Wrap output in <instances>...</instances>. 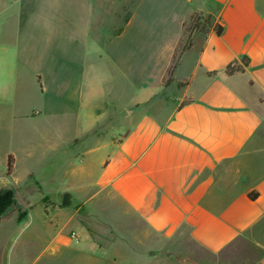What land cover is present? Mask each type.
Segmentation results:
<instances>
[{"label": "crops", "instance_id": "0c3cea01", "mask_svg": "<svg viewBox=\"0 0 264 264\" xmlns=\"http://www.w3.org/2000/svg\"><path fill=\"white\" fill-rule=\"evenodd\" d=\"M136 1L123 30L111 37L118 39L146 4L171 8L176 27L173 33L165 31L172 42L159 86L127 109L106 106L93 115L91 104L97 103L104 79L96 63L88 66L89 40L81 38L77 44L74 27L98 19V7L119 25V10L127 0H0V82L16 89L10 102H0L13 105L27 125L43 116L41 108L33 112L27 105L33 95L47 98L46 72L57 84L72 88L69 106L47 116L63 121L64 131L55 135L54 126L44 130L43 136H52L48 148L37 152L31 146L32 156L45 158L51 152L49 160L55 161L71 143L93 141L86 148L89 164L69 170L68 191L45 193L33 178L37 192L27 194L26 219L19 229H31L39 251L33 264H133L119 254V229L129 219L141 221L147 232L161 238L187 229L196 245L214 255L244 244L256 253L253 264H264V0ZM193 12L211 15L223 32L191 35V47L181 55L172 83L187 84L156 105L150 100L165 89L182 25ZM77 45L86 58L79 79L73 60L60 64L61 58L75 55ZM98 54L108 61L106 50L94 52ZM243 57L248 59L244 73H223ZM109 63L117 73L118 61ZM213 72L217 74L207 75ZM29 81L32 96L25 89ZM83 87L88 96L80 93ZM146 103L149 108L140 110ZM21 127L24 140L27 133ZM59 133L69 137L59 138ZM102 133L108 135L103 143L98 141ZM42 142L34 140L37 147H44ZM10 156L11 184L20 187L34 173L27 172L23 184L12 181L17 162ZM33 195L36 201H30Z\"/></svg>", "mask_w": 264, "mask_h": 264}, {"label": "rangeland", "instance_id": "374dc122", "mask_svg": "<svg viewBox=\"0 0 264 264\" xmlns=\"http://www.w3.org/2000/svg\"><path fill=\"white\" fill-rule=\"evenodd\" d=\"M136 2V0H127L126 6L119 10L121 13L119 25L115 22L110 23L105 9L100 10L98 7L96 10L100 16L98 19L90 24L77 23L76 28L74 27L78 37L77 44L83 42L81 38L89 40L88 66L96 63L102 81L104 79V83L99 85L101 93L97 96V103L91 104L93 115L105 109L106 106L119 109V111L127 109L131 106V103L136 102L138 99H144L149 92L156 90L159 86L160 76L163 74V69L168 60V47L172 42L169 37H166L165 31L171 29L170 32L173 33V28L176 27L174 22L171 23L172 19L169 14L171 8L165 9L164 7L146 4L141 8V12L133 24L126 28L118 39L111 37L112 34L117 32V29H119V33L123 30L129 13ZM113 28L114 31L110 34ZM168 36H170L169 33ZM184 41L182 38L183 44ZM76 49L73 57H60V64L66 65L68 60H73L72 65H75L76 70L75 79H79L83 60L86 58L80 56L78 45ZM105 50L109 54L108 61H105L106 58L100 56L101 54L94 55L95 51ZM109 60L118 61L119 69L117 73L112 70L113 65L109 63ZM46 75V99L38 100L39 96H32L33 85H31V81L25 86L29 95L32 96L27 106L32 108L33 112L37 108H41V115H43L36 116L35 122H29L27 125L22 123L24 121L19 119L20 114L17 116V113L12 109L13 105L9 103L16 89L14 90V86L7 87L5 82H0V100L9 101L8 103L0 102V190L10 188L15 191L16 197L14 205L9 207L0 218V260L2 259L4 262L2 264H33L39 255L38 248L33 244L34 238L31 229L26 230L24 228L23 231L19 232L20 225L26 219L23 213L28 208L26 203L27 194L37 192L33 178L38 181L45 193H57L63 188L68 191L72 188L69 184V182H72L69 180V170L73 166H76L78 170L80 165L84 168L90 161V155L86 153V148L92 146V138L85 139L76 145L71 143V146L65 151H62V148L59 159L55 161L49 160L51 152H47L49 156L45 158L32 156L31 146L36 147L37 152L48 148L47 143L52 136H43L44 130L51 129L54 126V131L57 130L55 135L58 131H64V129H61L63 121L53 122L47 116L54 112H62L64 108L69 106V99L72 95V88L57 84L59 82L52 80L53 76L49 72H46ZM166 79L167 75L165 74L163 83ZM77 85H79V82ZM176 87L174 84H170L153 97L150 102L154 100L156 105H163L165 101L180 94L176 92V89H179ZM82 89L83 92L80 89V93L82 96H86L88 89L84 87ZM17 91L23 92L19 88H17ZM149 106L150 103H146L141 107L139 106V109L147 110ZM78 108V104L74 103V110L78 111ZM22 111H26V107L22 108ZM122 114L126 116L124 111ZM124 118L119 119V127L123 121L125 123L126 117ZM21 125L27 133L24 140L23 137L19 136V132L22 131L20 129L22 128ZM40 133L41 135H37ZM102 135L98 139L101 143L108 136L106 133H102ZM39 137L44 139V142H42L45 145L44 147L35 145L34 140ZM68 137L69 135L59 133V138L65 139ZM8 155H13L17 162L15 176L12 181L23 184L27 172L34 173V176H29L28 181L20 187L13 186L11 177L5 175ZM47 160H49L48 163ZM57 165L58 171L54 173V167ZM36 198L37 195H33L30 197V201H36ZM72 205H74V202ZM120 227L119 254L133 261V264H253L256 258L255 251L244 244L230 247L218 255L211 254L196 245L190 238L188 230L184 228L170 238H161L147 232L141 221L136 219L122 222Z\"/></svg>", "mask_w": 264, "mask_h": 264}, {"label": "trees", "instance_id": "16d2710c", "mask_svg": "<svg viewBox=\"0 0 264 264\" xmlns=\"http://www.w3.org/2000/svg\"><path fill=\"white\" fill-rule=\"evenodd\" d=\"M183 28V42L179 44V46L175 49L173 54V62L172 65L166 72L167 79L163 85L165 87L169 86L174 82L173 74L176 67L179 64V59L181 55L190 49L191 47V35L194 33H201L203 35L207 34L209 30L213 29L217 36H220L223 32V29L220 25L214 23V17L211 15H205L201 12H193L189 18V20L182 25ZM183 44V45H182ZM248 66V59L243 57L239 60L232 61L226 68L223 70V73L226 76H232L235 74H242L245 72V69ZM217 72L208 73V76L216 75ZM187 84V82H178L176 86L178 88H182ZM13 173V159L12 156H8L6 160V170L5 175L10 177ZM251 199H255L256 195L252 194ZM15 203V191L12 189H1L0 190V218L2 214Z\"/></svg>", "mask_w": 264, "mask_h": 264}, {"label": "water", "instance_id": "95a60500", "mask_svg": "<svg viewBox=\"0 0 264 264\" xmlns=\"http://www.w3.org/2000/svg\"><path fill=\"white\" fill-rule=\"evenodd\" d=\"M64 204V203H63Z\"/></svg>", "mask_w": 264, "mask_h": 264}]
</instances>
